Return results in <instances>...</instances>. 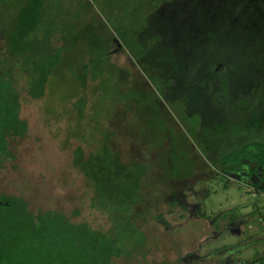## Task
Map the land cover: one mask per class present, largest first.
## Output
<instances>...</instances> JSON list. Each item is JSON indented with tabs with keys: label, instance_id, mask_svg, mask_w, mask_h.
<instances>
[{
	"label": "rangeland",
	"instance_id": "1",
	"mask_svg": "<svg viewBox=\"0 0 264 264\" xmlns=\"http://www.w3.org/2000/svg\"><path fill=\"white\" fill-rule=\"evenodd\" d=\"M77 2L111 53L109 65H102L101 90L89 77L75 84L70 61L41 100L30 99L18 78L28 132L11 140V156L0 159V194L23 198L33 213L56 210L108 230L106 216L90 209V190L71 163L80 127L86 151L105 132L112 153L149 168L133 213L142 246L132 259L113 264H264V166L258 167L264 160L252 148L239 156L247 144L264 142V59L258 68L250 58L245 68L213 75L195 98L171 106L118 36L123 49L113 53V23L101 2ZM107 85L110 91H102ZM80 98L86 100L81 121ZM238 225L240 232L232 234Z\"/></svg>",
	"mask_w": 264,
	"mask_h": 264
},
{
	"label": "trees",
	"instance_id": "2",
	"mask_svg": "<svg viewBox=\"0 0 264 264\" xmlns=\"http://www.w3.org/2000/svg\"><path fill=\"white\" fill-rule=\"evenodd\" d=\"M99 1L113 37L134 53L171 106L185 103L213 75L245 68L250 58L255 68L262 66L264 0ZM90 18L76 0H0V159L11 156V140L28 132L20 118L18 78L30 99L41 100L70 61L75 84L89 77L101 90L110 52ZM85 104L82 98L76 102L79 121ZM82 129L74 135L81 145L72 149V167L90 190V209L106 216L109 229L94 230L56 210L33 213L23 198L0 194V264H113L132 259L142 246L133 213L143 199L148 166L123 162L111 152L105 132L86 151ZM250 148L264 160V142L247 144L239 156Z\"/></svg>",
	"mask_w": 264,
	"mask_h": 264
},
{
	"label": "water",
	"instance_id": "3",
	"mask_svg": "<svg viewBox=\"0 0 264 264\" xmlns=\"http://www.w3.org/2000/svg\"><path fill=\"white\" fill-rule=\"evenodd\" d=\"M112 43L116 47V49L113 51V53H115V52L123 49L122 44L120 43V41H119V39L117 37H113L112 38ZM231 233L232 234H238L239 233V230L238 229H234V230L231 231Z\"/></svg>",
	"mask_w": 264,
	"mask_h": 264
},
{
	"label": "crops",
	"instance_id": "4",
	"mask_svg": "<svg viewBox=\"0 0 264 264\" xmlns=\"http://www.w3.org/2000/svg\"><path fill=\"white\" fill-rule=\"evenodd\" d=\"M240 227H241V226H239V225H238V226H235V228L238 229V230H239ZM239 232H240V231H239ZM254 262H255V261H253V262H251V263H254ZM251 263H250V264H251Z\"/></svg>",
	"mask_w": 264,
	"mask_h": 264
},
{
	"label": "flooded vegetation",
	"instance_id": "5",
	"mask_svg": "<svg viewBox=\"0 0 264 264\" xmlns=\"http://www.w3.org/2000/svg\"><path fill=\"white\" fill-rule=\"evenodd\" d=\"M257 172H258V171H257ZM230 229H232V228H230ZM230 229H229V230H230ZM233 230H234V229H233ZM231 231H232V230H231Z\"/></svg>",
	"mask_w": 264,
	"mask_h": 264
}]
</instances>
